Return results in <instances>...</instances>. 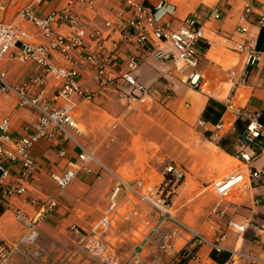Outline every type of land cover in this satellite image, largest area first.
I'll use <instances>...</instances> for the list:
<instances>
[{
	"label": "crops",
	"instance_id": "obj_1",
	"mask_svg": "<svg viewBox=\"0 0 264 264\" xmlns=\"http://www.w3.org/2000/svg\"><path fill=\"white\" fill-rule=\"evenodd\" d=\"M126 1L91 0L90 5H70L69 0H0V20L23 28L33 43H47L54 34L47 36L31 23L18 21L16 13L24 6H31L39 17L67 10L76 17L78 26L84 28L83 45L72 53L70 60L57 52L50 55V60L66 68H76L80 84L95 92L92 100L72 95L70 102L71 115L79 129L76 139L89 148L97 160L87 162L89 173L79 171L70 184L60 190L51 181L50 174L61 173L68 164L76 163L79 148L76 144L61 145L58 138L39 139L30 149L36 168L27 191L22 195L0 194V239L12 244L21 235L23 227L15 220V211L34 217L42 202L55 198L56 205L38 224V230L40 240L55 248L56 255L60 256L62 249L72 246L78 234L86 232L108 211L110 192L117 179L132 185L138 194L151 197L163 178L164 166L173 163L184 171L185 180L171 196V216L220 245L223 252L219 258L236 252L239 254L237 264H264V182L234 190L222 218L209 215L216 195L208 185L229 175L241 164L234 154L239 149L238 137L244 123L225 110V100L230 96L238 106L253 112L264 111V60L248 70L243 85L233 89V84L243 74L246 56L228 49L224 43L225 37L236 41L257 39L258 14L264 10V0H168L175 8L174 25L192 15L201 27L205 42L198 48L201 74L198 89L182 82L186 70L180 65L158 61L122 38L120 25L130 17ZM137 1L153 5L158 0ZM247 5L252 6V11L243 18ZM215 13L219 14V19L214 17ZM240 27L246 31L237 32ZM52 30L62 35L73 31L69 23L59 20L52 25ZM164 49L172 52L170 45H164ZM90 51L100 56L117 55L107 69L114 82L105 89H99L94 79L97 67L86 60ZM132 56L139 60L132 72L134 79L148 88L146 95L134 100L131 96L139 93L129 94L130 86L121 79ZM0 72L6 83L32 95L43 92L46 100L57 89V83L50 77L45 78L43 84H37L34 80L40 77V69L30 62L3 59ZM209 100L223 107L217 123L202 117ZM62 103L59 99L54 105ZM5 116L10 119L12 138L33 133L36 114L30 108L0 100V119ZM259 121L264 124V113ZM220 122L223 127L218 129ZM221 140L225 149L218 145ZM61 147L66 150L63 157L58 153ZM230 163L235 165L233 169ZM253 167H264V156L249 168ZM20 173L19 167L10 166L4 184H13ZM147 210V204L135 193L125 191L112 212L114 227L124 235V250L138 244L149 233L147 224L151 220L144 212ZM228 220L243 224L245 230L237 233L227 229ZM221 233H225L222 242ZM182 246L181 241L175 242L176 250ZM210 252L206 243L197 246L193 259L182 264H220L211 258ZM17 263L18 258L13 256L10 264Z\"/></svg>",
	"mask_w": 264,
	"mask_h": 264
},
{
	"label": "built area",
	"instance_id": "obj_2",
	"mask_svg": "<svg viewBox=\"0 0 264 264\" xmlns=\"http://www.w3.org/2000/svg\"><path fill=\"white\" fill-rule=\"evenodd\" d=\"M74 3L92 4L91 0H69L70 5ZM126 4L130 17L120 25L122 38L158 61L180 65L186 70L182 82L198 89L201 83L198 48L205 40L197 18L189 15L174 25L175 8L168 0H158L153 5L127 0ZM251 11L252 6L247 5L242 17L244 18ZM214 17L219 19V14L215 13ZM16 19L31 23L47 36L54 35L49 42L36 44L31 42L29 33L23 28L12 22L0 20V63L3 59L33 63L40 69V77L34 81L43 84L44 79L50 77L57 83V89L55 94L46 100L42 96L43 92L32 95L18 86L6 83L4 74L0 72V100L9 105L14 103L19 107L30 108L36 114L33 133L20 138L10 136L8 116L0 119V194L22 195L27 191V184L36 168V163L30 156V149L39 139L45 137L58 138L61 145L76 144L79 148L76 163L68 164L61 173L50 174L51 181L62 190L70 184L79 171L90 172L86 165L88 161L97 162L91 150L78 143L76 139L79 129L71 115L73 105L70 102L72 95L82 100H92L95 92L80 84V73L76 68H66L50 60L53 52L70 60L72 53L83 45L84 28L78 26L76 17L67 10L55 11L45 17H39L31 6H24L17 11ZM58 20L69 23L72 33L68 35L53 33L52 25ZM257 23L260 28H264V10L258 14ZM245 31L244 27L237 28V32ZM224 43L228 49L244 53L246 56L243 74L233 84V89H236L246 82L248 70L264 60V49L257 50L256 40L236 41L231 37H225ZM164 45H170L172 52L165 50ZM116 59L115 53L100 56L93 51L87 52L86 60L97 67L94 79L99 89H105L114 82L107 69ZM138 64L137 57H130L126 71L121 74V79L131 88L129 94L134 91L139 93L138 96H131L133 100L142 98L148 92V88L138 84L132 74ZM231 75L234 74L231 72ZM120 97H123L122 93ZM59 99L63 101L62 105L55 106L54 102ZM224 106L226 111L244 123V127L238 137L239 149L234 154V158L241 164L229 175L209 184L211 191L216 195V201L210 208L209 215L216 218L224 217L234 190L245 188L254 182H264V167L249 168L256 159L264 156V139H262L264 124L259 121L264 111L253 112L246 107L238 106L230 96L225 100ZM222 127L223 124L220 122L217 128ZM58 153L63 157L66 150L61 147ZM10 166L19 167L21 173L13 184L5 185ZM184 180V171L175 164L168 163L163 168L160 184L151 197H146L138 194L132 185L117 179L110 192L108 211L94 221L86 232L78 234L72 246L62 249L60 256L56 255L55 248L40 240L38 230V224L56 205L57 200L52 198L42 202L34 217L15 211L14 218L22 225L23 230L12 244L0 239V264H10L13 256L18 258L17 264H182L186 260L193 259V250L205 243L211 250L222 253L223 248L220 245L208 241L196 230L171 216L169 211L171 196ZM125 191L135 193L147 204L148 210L144 212L151 220L147 224L149 233H146L138 244L131 245L128 250H124V235L114 227L112 217V212L125 195ZM133 213L136 214V210ZM226 228L237 233L245 230L243 224L234 220H228ZM219 240L221 242L225 240V233L219 235ZM177 241L183 243L179 250L175 248ZM238 255L236 252H229L222 264H237Z\"/></svg>",
	"mask_w": 264,
	"mask_h": 264
},
{
	"label": "trees",
	"instance_id": "obj_3",
	"mask_svg": "<svg viewBox=\"0 0 264 264\" xmlns=\"http://www.w3.org/2000/svg\"><path fill=\"white\" fill-rule=\"evenodd\" d=\"M256 48L259 51L264 49V28H260L258 37L256 39ZM222 111H223L222 105H220V104H218L212 100H209L208 105L205 107V109L202 113V117L204 119L209 120L212 123H217V121L221 117ZM218 145L221 148L225 149L224 148L225 146H224L222 140L218 142ZM219 254H221V253H217L214 250H211V252H210L211 258L218 261L220 264H222L226 260V258L228 257V254L225 255L223 258H219Z\"/></svg>",
	"mask_w": 264,
	"mask_h": 264
},
{
	"label": "rangeland",
	"instance_id": "obj_4",
	"mask_svg": "<svg viewBox=\"0 0 264 264\" xmlns=\"http://www.w3.org/2000/svg\"><path fill=\"white\" fill-rule=\"evenodd\" d=\"M234 167H235V165L230 163V169H233ZM209 184H210V183H209ZM209 184H208V185H209ZM209 190L211 191L210 188H209Z\"/></svg>",
	"mask_w": 264,
	"mask_h": 264
}]
</instances>
